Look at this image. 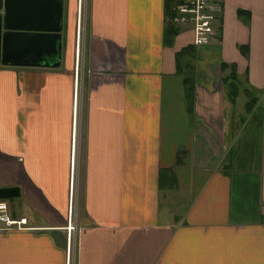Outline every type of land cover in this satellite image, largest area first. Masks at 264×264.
I'll use <instances>...</instances> for the list:
<instances>
[{"label": "crops", "instance_id": "1", "mask_svg": "<svg viewBox=\"0 0 264 264\" xmlns=\"http://www.w3.org/2000/svg\"><path fill=\"white\" fill-rule=\"evenodd\" d=\"M168 1L61 0L58 67L0 65V264H264V0L198 47Z\"/></svg>", "mask_w": 264, "mask_h": 264}, {"label": "water", "instance_id": "2", "mask_svg": "<svg viewBox=\"0 0 264 264\" xmlns=\"http://www.w3.org/2000/svg\"><path fill=\"white\" fill-rule=\"evenodd\" d=\"M61 9V0H0V65L58 67ZM18 196L17 187L0 188V201Z\"/></svg>", "mask_w": 264, "mask_h": 264}, {"label": "built area", "instance_id": "3", "mask_svg": "<svg viewBox=\"0 0 264 264\" xmlns=\"http://www.w3.org/2000/svg\"><path fill=\"white\" fill-rule=\"evenodd\" d=\"M220 2L218 0H178L170 8L169 22L177 29H186L192 33V44L196 47L208 43L214 35L218 23ZM5 205L0 203V222L7 227L23 229L25 219H8L3 216Z\"/></svg>", "mask_w": 264, "mask_h": 264}, {"label": "rangeland", "instance_id": "4", "mask_svg": "<svg viewBox=\"0 0 264 264\" xmlns=\"http://www.w3.org/2000/svg\"><path fill=\"white\" fill-rule=\"evenodd\" d=\"M66 8V5L64 4V9ZM64 16H65V10H64ZM77 21H79V19H77ZM84 23V17H81L80 18V26H82V24ZM82 28V27H81ZM4 84H5V87L7 86L6 85V82H4ZM78 124H82V117L80 116V118H78ZM74 166H75V173H76V170L78 169V168H80L79 167V160H77L76 162L74 161ZM78 171H79V169H78ZM74 173V174H75ZM8 202H5V204L8 206V204H7ZM5 209H6V206H5ZM13 226H11V227H7L6 226V228H10L11 230L12 229H16L15 227L14 228H12ZM9 229V230H10ZM16 230H19V229H16Z\"/></svg>", "mask_w": 264, "mask_h": 264}, {"label": "trees", "instance_id": "5", "mask_svg": "<svg viewBox=\"0 0 264 264\" xmlns=\"http://www.w3.org/2000/svg\"><path fill=\"white\" fill-rule=\"evenodd\" d=\"M172 2V1H171ZM170 8H171V5H170V1H168V4L166 6V12H167V15H168V11L170 13ZM174 31L171 27H168L167 29H165L164 31V36L168 37V36H171L173 35Z\"/></svg>", "mask_w": 264, "mask_h": 264}]
</instances>
